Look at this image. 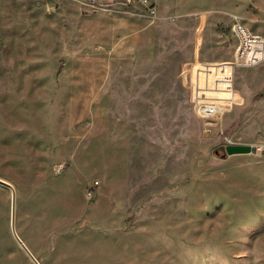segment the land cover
<instances>
[{
  "label": "rangeland",
  "instance_id": "rangeland-1",
  "mask_svg": "<svg viewBox=\"0 0 264 264\" xmlns=\"http://www.w3.org/2000/svg\"><path fill=\"white\" fill-rule=\"evenodd\" d=\"M237 21L264 35V0H0V179L39 264H264ZM11 215L0 182V264H37Z\"/></svg>",
  "mask_w": 264,
  "mask_h": 264
},
{
  "label": "built area",
  "instance_id": "built-area-1",
  "mask_svg": "<svg viewBox=\"0 0 264 264\" xmlns=\"http://www.w3.org/2000/svg\"><path fill=\"white\" fill-rule=\"evenodd\" d=\"M141 1L146 2L147 0ZM233 31L237 38V47L234 60L230 62L232 72L237 67H251L264 63V35L255 33L249 27L238 21L234 23ZM200 105L203 113L202 116L217 115L221 112L214 105L211 106L213 108L211 111L208 110V106Z\"/></svg>",
  "mask_w": 264,
  "mask_h": 264
},
{
  "label": "water",
  "instance_id": "water-1",
  "mask_svg": "<svg viewBox=\"0 0 264 264\" xmlns=\"http://www.w3.org/2000/svg\"><path fill=\"white\" fill-rule=\"evenodd\" d=\"M256 149L253 148L251 145L248 144H229L226 146V152L227 154H234V153H247V152H251V151H255ZM217 153H219V151H217ZM0 182L9 186L12 189V215H11V225H12V231L15 235V237L17 238V240L19 241V243L25 248V250L28 252V254L33 258V260L39 264L38 260L36 259V257L33 255V253L31 252V250L27 247V245L23 242V240L21 239V237L19 236L17 230H16V226H15V215H16V191L14 186L3 180L0 179Z\"/></svg>",
  "mask_w": 264,
  "mask_h": 264
},
{
  "label": "bare ground",
  "instance_id": "bare-ground-1",
  "mask_svg": "<svg viewBox=\"0 0 264 264\" xmlns=\"http://www.w3.org/2000/svg\"><path fill=\"white\" fill-rule=\"evenodd\" d=\"M205 106V105H204Z\"/></svg>",
  "mask_w": 264,
  "mask_h": 264
}]
</instances>
